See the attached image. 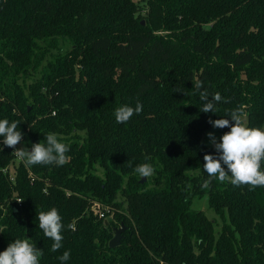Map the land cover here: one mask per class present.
<instances>
[{
  "label": "trees",
  "instance_id": "obj_1",
  "mask_svg": "<svg viewBox=\"0 0 264 264\" xmlns=\"http://www.w3.org/2000/svg\"><path fill=\"white\" fill-rule=\"evenodd\" d=\"M197 80L228 101L216 113L200 111ZM238 106L264 127V0H0V119L20 122L17 148L49 132L70 147L63 166L28 167L0 137V252L27 238L40 264L65 250L66 264H264V187H203L208 121ZM203 197L214 217L193 207ZM52 207L56 252L37 219Z\"/></svg>",
  "mask_w": 264,
  "mask_h": 264
},
{
  "label": "clouds",
  "instance_id": "obj_2",
  "mask_svg": "<svg viewBox=\"0 0 264 264\" xmlns=\"http://www.w3.org/2000/svg\"><path fill=\"white\" fill-rule=\"evenodd\" d=\"M193 89L198 93L199 100L202 102L200 111L204 113H216V103L221 102L222 99L225 103L228 102L218 92L213 94L212 99L209 100L210 95L200 80L193 83ZM181 91V89L174 90V92ZM142 110L143 105L140 101L136 102L135 107L127 104L121 105L114 111L115 121L118 124L127 123ZM227 117L208 121L214 128H229L230 130L223 133L219 142L214 133L207 134L217 155L205 154L203 157V171L208 175L203 187L207 188L212 179H217L221 183L227 181L236 187L246 186L249 190L264 187V127H249L245 120L243 106L229 111ZM19 124V121L10 122L7 118L0 119V137L3 138L2 144L15 149L13 154L26 166H63L68 161L69 157L66 154L70 147L61 142L54 132L47 133L42 142L34 143L31 150L16 148L24 135L18 130ZM134 171L140 178L148 179L155 175V168L148 162L138 164ZM37 219L38 227L43 235L53 241L51 251H59L63 247L64 225L58 209L52 207L47 211H40ZM42 256V249H38L36 244L30 242V239H15L4 251L0 252V264H40ZM70 257V250H65L57 259L61 261V264H66Z\"/></svg>",
  "mask_w": 264,
  "mask_h": 264
},
{
  "label": "rangeland",
  "instance_id": "obj_3",
  "mask_svg": "<svg viewBox=\"0 0 264 264\" xmlns=\"http://www.w3.org/2000/svg\"><path fill=\"white\" fill-rule=\"evenodd\" d=\"M209 132L214 133V135H215V137L217 139V142H219V138L222 136V132H221L220 128H214L211 125V127L208 128L203 133V136H202L203 141L205 143L209 144V145H212L211 142H210V140H209V137L207 135ZM193 207L204 210L209 217H214L216 215L214 213V211L209 207L208 200H207L206 197L194 199V201H193Z\"/></svg>",
  "mask_w": 264,
  "mask_h": 264
},
{
  "label": "water",
  "instance_id": "obj_4",
  "mask_svg": "<svg viewBox=\"0 0 264 264\" xmlns=\"http://www.w3.org/2000/svg\"><path fill=\"white\" fill-rule=\"evenodd\" d=\"M142 23H144V21H142ZM125 229H126V226L123 223L121 224L120 227L115 229L114 236L109 241V245L111 247H116L120 245L122 237H123V232L125 231Z\"/></svg>",
  "mask_w": 264,
  "mask_h": 264
},
{
  "label": "built area",
  "instance_id": "obj_5",
  "mask_svg": "<svg viewBox=\"0 0 264 264\" xmlns=\"http://www.w3.org/2000/svg\"><path fill=\"white\" fill-rule=\"evenodd\" d=\"M16 148H17V146H16ZM105 208H107V207L102 206V204L99 203V202H94L93 205H92L93 211L96 214H98L100 217H104L105 216V214H106V209Z\"/></svg>",
  "mask_w": 264,
  "mask_h": 264
}]
</instances>
